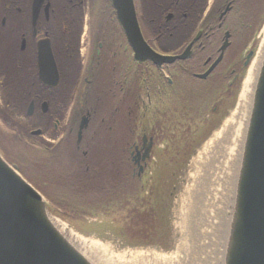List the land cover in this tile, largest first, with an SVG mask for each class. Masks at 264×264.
<instances>
[{
	"label": "rangeland",
	"instance_id": "rangeland-1",
	"mask_svg": "<svg viewBox=\"0 0 264 264\" xmlns=\"http://www.w3.org/2000/svg\"><path fill=\"white\" fill-rule=\"evenodd\" d=\"M241 3H245L246 13L238 12V18L234 19L231 13L221 34L217 35L219 47L225 31L232 33L231 47L220 65V72L212 77L215 82L193 84L187 88L182 85L177 89L181 93H175V83L171 86L173 94H170V88L159 92V83L155 80L157 74L148 69L142 75V92L137 93L141 96L135 93L134 81L128 83L127 94H96L95 98L101 99L85 136L86 142H92L87 147V156L76 152L59 128L56 133L49 130L45 136L32 137L30 131L37 127L23 113L15 115L8 123L0 115V152L45 195L50 208L62 218L58 220L81 239L83 253L94 264H152L153 258L159 264L180 263L183 241L188 245L191 242L187 224L181 225L186 214L181 196L189 185L191 168L195 167L194 157L235 113L246 80L243 82L245 68L241 67L247 54L245 50L250 47L256 49L255 53L258 51L264 0H241ZM251 21L252 24L243 30L246 22ZM142 29L147 38L148 32L143 25ZM84 40L87 41L86 36ZM211 41L205 56L216 55L217 46L214 47L215 42ZM203 56V52H197L192 70H202ZM230 68H236L240 74L236 73L235 78L236 74H229ZM164 75L170 78L174 72L169 68ZM187 78L190 80V76ZM2 81L0 113L5 107L3 94H7L1 86ZM72 98L70 94L63 109L66 129L69 123L75 125L79 115L72 111L78 112L75 107L68 110ZM137 104L140 105L137 107ZM209 112L215 113L209 115ZM139 121L154 136L155 142L148 169L136 178L137 168H133L129 157L130 146L135 141L129 128ZM12 126L21 130L18 132ZM151 187L154 188L153 195ZM147 197L149 204L145 203ZM169 203L170 210H167ZM221 214L218 215L221 217ZM136 216L137 220L132 221ZM145 216L148 217L145 228L149 230V237L141 243L130 235L129 228L135 224L141 226ZM215 220L220 224L217 215ZM140 243L144 246L137 247ZM205 252L206 257L210 248ZM187 253L190 255L191 249ZM216 255L219 257L218 252ZM205 257H200L198 264H209ZM188 264L193 261L188 260Z\"/></svg>",
	"mask_w": 264,
	"mask_h": 264
},
{
	"label": "flooded vegetation",
	"instance_id": "flooded-vegetation-1",
	"mask_svg": "<svg viewBox=\"0 0 264 264\" xmlns=\"http://www.w3.org/2000/svg\"><path fill=\"white\" fill-rule=\"evenodd\" d=\"M132 1L141 33L144 34L143 25L148 32L147 38L145 35L143 37L152 49L158 52L165 49L164 54L177 56L199 35L189 59L177 60L161 70L152 64L143 68L142 63L134 59V52L116 18L111 0H0V81L4 78L1 86L6 90L15 80L18 83L22 81L25 94H39L43 98L42 103L46 104V111H41L39 117L45 135L49 130L56 133L59 128L81 156H87V147L92 145L91 140L86 142L85 136L95 108L100 105L101 98L96 99V94H127L131 81L136 84L135 93L142 92V75L148 69L157 74L155 80H158L159 92L170 88V94H173L171 86L175 83V93H181L177 89L182 85L187 88L193 84L215 82L212 77L220 72V65L231 47L232 33L225 31L224 36L230 34L229 46L222 60L212 67L219 57L217 35L221 34L224 22L231 13L233 19L238 18V12L246 13L245 3H241V0ZM175 34L182 35L176 39ZM179 40L181 43L178 45ZM42 41L49 42L58 74V82L53 88L44 85L38 76V49ZM209 41L215 42L214 47L217 46L215 56H205ZM197 52L204 53L201 71L192 70ZM16 66L23 75L14 74ZM169 68L174 72L170 78L164 75ZM236 73L240 74L236 68H230V75ZM188 76L190 80L186 79ZM70 94L73 98L68 110L75 107L78 112L72 111L79 115L74 127L69 123L66 129L63 109ZM81 126L83 129L80 132ZM129 131L133 133L135 141L130 146V161L132 154H137L135 160L143 174L153 155L155 138L140 121ZM143 141L145 147H142ZM136 148L139 152L135 151ZM145 153L149 154V158H144ZM142 174L136 176L141 177Z\"/></svg>",
	"mask_w": 264,
	"mask_h": 264
},
{
	"label": "water",
	"instance_id": "water-1",
	"mask_svg": "<svg viewBox=\"0 0 264 264\" xmlns=\"http://www.w3.org/2000/svg\"><path fill=\"white\" fill-rule=\"evenodd\" d=\"M111 5L137 62H151L161 68L190 56L193 43L176 57L153 52L141 36L133 1L111 0ZM43 44L38 52L39 77L43 84L54 87L58 81L56 67L48 43ZM227 45L225 42L221 46L215 64ZM262 45L236 183L229 213L226 212L221 264H264V40ZM251 56L252 53L247 59ZM42 110H46V104ZM32 111L30 103L28 115ZM40 133L38 130L31 134ZM83 247V242L63 227L43 197L0 155V264H94L83 253Z\"/></svg>",
	"mask_w": 264,
	"mask_h": 264
},
{
	"label": "bare ground",
	"instance_id": "bare-ground-1",
	"mask_svg": "<svg viewBox=\"0 0 264 264\" xmlns=\"http://www.w3.org/2000/svg\"><path fill=\"white\" fill-rule=\"evenodd\" d=\"M262 34L264 36V28ZM262 47L263 45L249 69L244 83V92L241 94L235 113L194 157L195 167L191 168L192 174L188 178L189 185L185 187L181 196V202L184 203V211H186L185 221H181V225L186 226L187 224L191 242L188 245L186 241H183L180 248L183 255L180 263L176 264H185L186 260V264L188 260H192L193 264H198L201 261L200 257H205L206 248H210V252L205 257L209 264L222 263L224 230L227 223L226 210L230 205L231 193L236 183L248 106L263 53ZM219 213H223L220 224L214 221L216 215L221 220ZM193 238H196L194 242ZM190 249L191 254L189 255L187 252ZM217 252L219 257L216 255ZM151 260L154 261H151L152 264H159L155 258Z\"/></svg>",
	"mask_w": 264,
	"mask_h": 264
},
{
	"label": "trees",
	"instance_id": "trees-1",
	"mask_svg": "<svg viewBox=\"0 0 264 264\" xmlns=\"http://www.w3.org/2000/svg\"><path fill=\"white\" fill-rule=\"evenodd\" d=\"M179 29H180V27H179ZM181 35L182 34H175V38L180 39ZM180 43H181V40H179L178 45ZM164 51H167V50L164 49ZM14 82H16V81H14ZM23 84L24 83L22 81H21V84L20 83L16 84V87L18 86V88H16V90L19 91L20 94H3V96H4L3 102H4L5 107L3 108V111L0 113V115H1V118L3 119V121L6 123H8L9 121H12L15 118V115H19V114L23 113V116H25V108L24 107L26 106V103H28L32 98L35 99V97L33 95L23 94ZM12 129H14L18 132L21 130V128L18 126H12ZM141 192H143V191H141ZM142 202H144V201H142ZM141 205H142V203H141ZM137 216L134 217L132 221L137 220ZM143 218L147 219L148 217L145 216ZM127 219L130 220V217H128ZM124 220H126V219L124 218ZM145 224L146 223H143L141 226H138V227L135 224V226L130 227L129 228L130 235L133 238L141 240L142 242H146V240L149 237V230H147V228H145ZM150 229H151V227H150ZM152 232H153V230H152ZM136 234H138L139 236L137 237Z\"/></svg>",
	"mask_w": 264,
	"mask_h": 264
}]
</instances>
